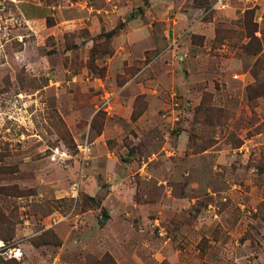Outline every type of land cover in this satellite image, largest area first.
<instances>
[{
  "label": "rangeland",
  "instance_id": "374dc122",
  "mask_svg": "<svg viewBox=\"0 0 264 264\" xmlns=\"http://www.w3.org/2000/svg\"><path fill=\"white\" fill-rule=\"evenodd\" d=\"M0 264H264V0H0Z\"/></svg>",
  "mask_w": 264,
  "mask_h": 264
},
{
  "label": "built area",
  "instance_id": "2783aa9c",
  "mask_svg": "<svg viewBox=\"0 0 264 264\" xmlns=\"http://www.w3.org/2000/svg\"><path fill=\"white\" fill-rule=\"evenodd\" d=\"M78 148H79L80 151H83V152L86 151V147L85 146L78 145Z\"/></svg>",
  "mask_w": 264,
  "mask_h": 264
}]
</instances>
